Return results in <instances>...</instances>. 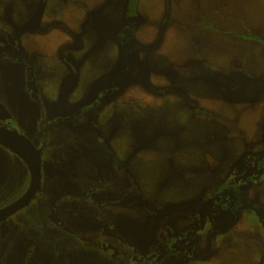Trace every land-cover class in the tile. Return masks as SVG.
I'll use <instances>...</instances> for the list:
<instances>
[{"label": "rangeland", "instance_id": "374dc122", "mask_svg": "<svg viewBox=\"0 0 264 264\" xmlns=\"http://www.w3.org/2000/svg\"><path fill=\"white\" fill-rule=\"evenodd\" d=\"M127 3L0 0V100L40 150L43 183L0 223V264H132L98 247L109 221L133 250L157 247L147 264H264V181L248 183L230 228L205 233L207 209L193 220L226 173L235 181L264 150V0H140L139 28L120 37ZM127 65L122 94L100 104ZM11 157L0 145V209L30 180ZM161 224L205 235L187 261L161 258Z\"/></svg>", "mask_w": 264, "mask_h": 264}, {"label": "flooded vegetation", "instance_id": "af4514ba", "mask_svg": "<svg viewBox=\"0 0 264 264\" xmlns=\"http://www.w3.org/2000/svg\"><path fill=\"white\" fill-rule=\"evenodd\" d=\"M128 2H129V0H128ZM127 5H128V3H127ZM126 11H127V7H126ZM138 17H139V20H140V16H139V13H138ZM125 25H127V23L125 24ZM124 25V26H125ZM138 26H139V23H138ZM137 29H138V27H137ZM136 29V30H137ZM122 33V31L121 32H119V33H117V35H119L120 36V34ZM131 35V34H130ZM129 35V36H130ZM121 37V36H120ZM2 48H5L6 49V53H7V57H5V58H7L8 60H11V59H14V60H16V59H19V56H20V54L19 55H17L14 51H12V50H10L9 49V47H7V46H4V47H2ZM17 48V47H16ZM17 49H19V48H17ZM126 52H129L127 49H126ZM21 57V56H20ZM129 70V65H127V67L125 68L124 67V69L123 70H119L118 71V73H117V75H118V77H116L117 75H115V77L114 78H112V79H110L111 81L109 82V84L108 85H106L105 87V90H104V93H101V94H99V96H100V99H99V103L100 104H103V103H105L107 100H109L111 97H110V95H114V96H118V95H121L122 94V89L120 88V85H121V82L123 81V79H124V77H126V83H125V86L127 85V82H128V77L127 76H129V75H127V71ZM136 74H138V73H136ZM138 77V76H137ZM32 78L31 77H29V82L28 83H31L30 82V80H31ZM138 79V78H137ZM131 81V80H130ZM28 86H29V84H28ZM98 95H97V97L96 98H98L99 97ZM95 98V99H96ZM97 100V99H96ZM0 128H3V129H6V130H9V131H11V132H13V133H16V134H19V135H21V134H23L21 131H16L14 128H16V126H15V121H14V115L12 114V111H10L9 109H8V107L6 106V105H4L3 104V102L0 100ZM88 107V106H87ZM87 107H82L81 108V111H84ZM84 108V109H83ZM80 111V112H81ZM83 113V112H82ZM56 119H60V117L59 118H54V119H52V120H56ZM40 121H42V120H40ZM46 121L48 122L49 121V119L48 120H45L44 122H45V125H44V128L41 130L40 129V133L42 134V132H43V130L46 128V126H47V123H46ZM9 122H11V124H9ZM24 136H26L25 134H23ZM41 136V135H40ZM27 137V136H26ZM28 140H29V138H27ZM30 141V140H29ZM31 142V141H30ZM32 143V142H31ZM33 144V143H32ZM1 145V144H0ZM3 147H5L10 153H11V155H12V157H11V161H12V159H13V157L14 156H17V157H20L23 161H24V165H25V169H26V171L28 172V174H30V180H29V184H28V187H27V189L25 190V192L23 193V195L19 198V200L17 201V202H15V203H18L21 199H23L26 195H27V193H28V191H29V189H30V186H31V183H32V175H31V169H30V165H29V163L26 161V159L25 158H23L21 155H19L18 153H16L15 151H13V150H11V149H9L8 147H6V146H4V145H2ZM33 146L36 148V149H38L34 144H33ZM38 151L40 152V150L38 149ZM264 152V150L262 151V152H260V153H263ZM259 153V154H260ZM258 154V153H257ZM256 154V155H257ZM14 155V156H13ZM40 155H41V152H40ZM254 156V155H253ZM42 159V158H41ZM252 161H254V158H252V157H250L249 158V160L248 161H246V162H251L252 163ZM246 162L244 161V163H242L243 164V166H244V170H243V172H242V170L241 169H239V172L237 171V175H236V180L235 181H232L231 180V178H230V174L232 175V171H229L228 172V170H225L224 172H228V173H226L225 174V176H224V178H223V180H222V182L220 183V185L215 189V191H214V195H213V199H212V201L210 202V203H207V204H205V205H201V203L199 204V205H197V206H194V217H193V220H194V222H196L197 221V216H198V214H199V212H203V213H205L206 212V209H207V211H208V215H206V220H205V222H206V226H208V231H206L205 230V233H210V235H212V234H217L216 233V229L218 228V227H216L217 225H216V221H215V217H213V215H215L216 213H217V211L215 210V207H211V205L213 204V202H214V198L216 197L215 196V192H216V190L221 186V184H223V183H228L229 185L230 184H233V183H236V181L239 179L238 177L242 174L243 176H244V178H246V175H247V166L249 165V164H246ZM234 174V173H233ZM42 175V174H41ZM222 175H224V174H222ZM246 181V180H244V179H240V181ZM260 182H263V181H259V183ZM246 183V182H245ZM248 183V182H247ZM246 183V184H247ZM253 183H255V182H253ZM43 184V183H42ZM42 184H41V187H42ZM248 185V184H247ZM40 187V188H41ZM39 188V189H40ZM39 189H38V191H39ZM38 191H37V193H38ZM81 192L83 193V191L81 190ZM36 193V194H37ZM99 192H96L95 193V197H94V200H92V202H96V200H97V198H99L98 196H101L100 195V193L98 194ZM36 196V195H35ZM77 196H80V197H83V194H81V195H77ZM86 196V195H85ZM35 198V197H34ZM34 198L31 200V202L34 200ZM228 199H230V198H228ZM30 202V203H31ZM91 202V203H92ZM15 203H13L12 205H14ZM29 203V204H30ZM244 207H245V205H246V195H245V197H244ZM29 204H27L26 206H28ZM11 205H9L8 207H10ZM25 206V207H26ZM8 207H5V208H3V209H6V208H8ZM24 207V208H25ZM243 207V208H244ZM65 208H67V207H64V209ZM242 208V209H243ZM57 209H59V207L57 208ZM86 209H91V207H90V205H88V204H85V205H83V206H81V208H80V210H82V212L84 213V211H87ZM0 210H2V209H0ZM22 210V209H21ZM21 210H19V211H21ZM19 211H17L16 213H14L13 215H15V214H17ZM239 212H240V210H239ZM13 215H11V216H9L6 220H8V219H10ZM108 216H110L111 217V214H107ZM237 216H238V212H237ZM237 216H236V218H237ZM235 218V219H236ZM87 222H89L90 221V223L92 224H94V222L92 221L91 222V219L90 218H84ZM6 220H4V221H2V222H0V223H3V222H5ZM101 221L102 220H100V217H99V215H98V220H97V223H101ZM105 223L106 224H110V225H113V227H111V228H108V232H105L106 231V225H105ZM105 223H103V227L102 228H100V229H98L97 231L99 232V233H101L103 236H102V238H99L98 236L96 237V239L98 240V244H99V246L98 247H100V248H106V247H104V245H107V247H108V249L109 250H107V248L105 249V250H107V251H109V252H112V253H114L115 255H117V256H122V255H126V258L128 259V261L130 262V261H132V264H147V260L148 259H151V261L153 262V263H157V262H159V259H156L155 258V254L156 253H159V250H157V247H156V249H155V253L154 254H150V256L149 255H147L146 254V252H145V250H141V249H135V250H133V245H131V244H129L127 241H126V239H125V237H124V235H123V233H119L117 230H116V228H115V225H114V223L112 224L110 221L109 222H105ZM197 224L198 225H200L199 224V222L197 221ZM58 225H64V222H59L58 223ZM75 223H74V220H71V223H69V221H68V229H71V230H74L75 229ZM161 226H162V224H161ZM66 227V226H65ZM231 226H227V228L226 229H228V228H230ZM67 228V227H66ZM199 228V227H198ZM162 230H165L166 232H167V238L166 239H164L163 240V242L162 243H160L158 246H160L161 244H164V249H163V253H162V257L161 258H163L166 254H168V253H171V254H173V255H175L176 256V258L178 259H180L181 261H184L183 260V258H181V255L182 254H184V253H186V255H187V259H186V261L188 260V258H190L191 257V251H190V244H192V241L194 240L195 241V239L198 241L197 243H200V241H201V238L205 235L204 233H200L199 231H197V232H194V230H192V231H189L187 234L186 233H182V229H179L178 230V232L177 231H175L176 233H178L179 235L177 236H170L171 234H169V231L168 230H173V229H167L166 227H164V226H162ZM223 231V230H222ZM173 231H171V233H172ZM190 232H193V233H190ZM193 234V235H192ZM108 235V236H107ZM105 237H108V239L109 238H115L116 239V242L118 243V245L117 244H114V243H111L108 239L107 240H105ZM180 241V242H179ZM179 242V243H178ZM105 243V244H104ZM196 243V244H197ZM1 245V244H0ZM3 245L4 244H2L1 245V248H0V254H5V248H3ZM176 245H178V249H177V247H176ZM121 246H125V247H127V248H129V249H127L126 251L125 250H123L122 249V247ZM191 249H193V248H191ZM196 249V245H195V247H194V250ZM188 264V263H187Z\"/></svg>", "mask_w": 264, "mask_h": 264}, {"label": "trees", "instance_id": "16d2710c", "mask_svg": "<svg viewBox=\"0 0 264 264\" xmlns=\"http://www.w3.org/2000/svg\"><path fill=\"white\" fill-rule=\"evenodd\" d=\"M140 0H129L127 5V27L120 36L132 34L138 27V6ZM254 161L246 162V178L241 174L236 183H223L215 192L214 202L211 207H215L217 213L213 215L216 221L217 230H226L231 226L237 216V212L244 207L245 188L247 184L255 181H264V152L254 155ZM243 172V171H242ZM245 179L246 181H240ZM247 184H246V183ZM230 198V199H228Z\"/></svg>", "mask_w": 264, "mask_h": 264}, {"label": "water", "instance_id": "95a60500", "mask_svg": "<svg viewBox=\"0 0 264 264\" xmlns=\"http://www.w3.org/2000/svg\"><path fill=\"white\" fill-rule=\"evenodd\" d=\"M0 144L25 158L30 165L32 175V183L27 195L18 203L0 210V222H2L17 211L23 209L35 197L42 184V159L38 149L23 134L19 135L0 128Z\"/></svg>", "mask_w": 264, "mask_h": 264}, {"label": "crops", "instance_id": "0c3cea01", "mask_svg": "<svg viewBox=\"0 0 264 264\" xmlns=\"http://www.w3.org/2000/svg\"><path fill=\"white\" fill-rule=\"evenodd\" d=\"M127 2H128V0H127ZM142 5H143V3H142ZM140 14V13H139ZM138 28H139V26H138Z\"/></svg>", "mask_w": 264, "mask_h": 264}]
</instances>
